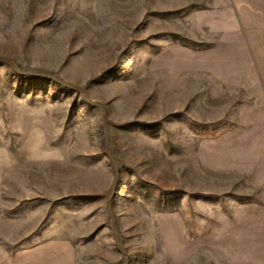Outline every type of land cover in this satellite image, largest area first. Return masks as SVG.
<instances>
[{
  "label": "rangeland",
  "instance_id": "obj_1",
  "mask_svg": "<svg viewBox=\"0 0 264 264\" xmlns=\"http://www.w3.org/2000/svg\"><path fill=\"white\" fill-rule=\"evenodd\" d=\"M172 1L0 0V264H264L226 106L264 100L228 85L264 79V37L221 53L210 0L147 20Z\"/></svg>",
  "mask_w": 264,
  "mask_h": 264
},
{
  "label": "crops",
  "instance_id": "obj_2",
  "mask_svg": "<svg viewBox=\"0 0 264 264\" xmlns=\"http://www.w3.org/2000/svg\"><path fill=\"white\" fill-rule=\"evenodd\" d=\"M211 6L215 8L219 13L216 15V23L210 30L213 37H216L219 45H223L221 53L242 55L249 58L252 55V40L253 37H264V0H210ZM204 5V0H192L189 4L188 0H175L169 2L165 7L168 10L152 11L153 18H148L149 22L156 21L157 14L163 16L164 22H176L186 21L189 15L190 8H199ZM134 7V6H133ZM136 7V6H135ZM139 7V6H137ZM179 15L178 19H174ZM115 21L123 22V19H115ZM134 21V20H127ZM136 21H142L137 19ZM204 27V25L202 24ZM202 27V28H203ZM239 39V40H238ZM239 41V46H234L236 41ZM246 59V58H245ZM247 62V63H246ZM241 64V62L228 65L230 70L235 71H247L252 69L251 62L247 61ZM240 76V74H239ZM232 83L228 84L232 88H241L242 86L251 87L255 86L264 87V79L253 80L249 78L237 77L231 80ZM240 91H236L239 93ZM236 96V95H235ZM251 96V94H250ZM239 98V95L236 96ZM225 104V103H222ZM228 106V118L230 120H240L239 122H229V133L232 135V131L235 130V138H231L230 142L233 143L234 159H233V171L237 175L244 173L245 178L249 179L247 182L253 186L258 185L256 181H253L252 176L254 173H258L264 176V100L252 102L251 97H245L244 100L229 101ZM253 129L256 133H252L250 141L248 142L247 130ZM244 134L241 137V134ZM251 146V150H258L259 153H255V157H251L250 161L242 162L239 158L242 148H248ZM210 147L205 146L203 148V154L205 155ZM238 154V155H237ZM249 162V163H247ZM260 198L264 199V180L260 181ZM249 197H251L249 195Z\"/></svg>",
  "mask_w": 264,
  "mask_h": 264
}]
</instances>
